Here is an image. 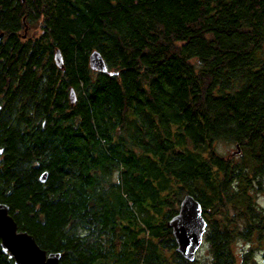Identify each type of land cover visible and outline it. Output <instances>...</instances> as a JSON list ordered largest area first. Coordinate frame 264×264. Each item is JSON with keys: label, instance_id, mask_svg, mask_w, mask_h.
Listing matches in <instances>:
<instances>
[{"label": "trees", "instance_id": "16d2710c", "mask_svg": "<svg viewBox=\"0 0 264 264\" xmlns=\"http://www.w3.org/2000/svg\"><path fill=\"white\" fill-rule=\"evenodd\" d=\"M0 103V202L59 264H194L186 194L210 264H255L234 240L264 242V0H0Z\"/></svg>", "mask_w": 264, "mask_h": 264}, {"label": "water", "instance_id": "95a60500", "mask_svg": "<svg viewBox=\"0 0 264 264\" xmlns=\"http://www.w3.org/2000/svg\"><path fill=\"white\" fill-rule=\"evenodd\" d=\"M56 60L58 64L62 63L59 52ZM90 65L94 70L108 71L102 54L97 50L90 55ZM2 153L3 148H0V155ZM47 177L48 172H43L40 181L45 182ZM168 224L172 227L177 240V251L189 261L196 260L208 224L201 203L193 195L186 194L180 203L178 213ZM0 238L2 251L8 253L15 264L60 263L61 253L48 252L40 246L33 234L20 230L16 219L10 214V206L2 202H0Z\"/></svg>", "mask_w": 264, "mask_h": 264}, {"label": "rangeland", "instance_id": "374dc122", "mask_svg": "<svg viewBox=\"0 0 264 264\" xmlns=\"http://www.w3.org/2000/svg\"><path fill=\"white\" fill-rule=\"evenodd\" d=\"M35 27V36H38L40 33V30H38V25L34 26ZM219 150L221 153L225 155L232 154L233 151L236 150V147L226 145L224 143L219 144ZM253 196V200L256 202V204L259 206V208L264 209V188L262 190H254L251 192ZM227 213H229V216H234L235 215V208L233 205L228 206L227 208ZM210 221L213 220H218L222 221L223 220V215L221 213H213V215L208 216ZM243 240L241 237H238L234 240V249L237 251H242L243 248L247 249L248 245H251L254 248L253 254L255 257V264H264V258H263V250H264V242H260L255 240L252 244L251 242ZM197 260L194 262V264H210L211 263V254L208 248V245L206 243H203L202 246L200 247L199 251H197ZM193 262V261H192Z\"/></svg>", "mask_w": 264, "mask_h": 264}, {"label": "flooded vegetation", "instance_id": "af4514ba", "mask_svg": "<svg viewBox=\"0 0 264 264\" xmlns=\"http://www.w3.org/2000/svg\"><path fill=\"white\" fill-rule=\"evenodd\" d=\"M58 68H61V64H59V66H58ZM1 108H2V106H1V103H0V111H1ZM2 159H3V153L0 155V165H1V161H2ZM3 203V202H2ZM11 214V213H10ZM20 230H22V229H20ZM0 247H1V238H0ZM1 249H2V247H1ZM3 252V251H2ZM3 254H5V255H7V257H9V255H8V253H4L3 252ZM13 259V258H12Z\"/></svg>", "mask_w": 264, "mask_h": 264}]
</instances>
